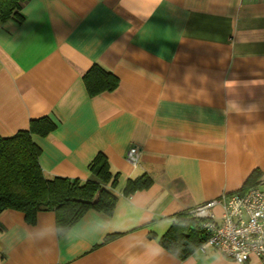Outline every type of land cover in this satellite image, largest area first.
Wrapping results in <instances>:
<instances>
[{
  "label": "crops",
  "instance_id": "0c3cea01",
  "mask_svg": "<svg viewBox=\"0 0 264 264\" xmlns=\"http://www.w3.org/2000/svg\"><path fill=\"white\" fill-rule=\"evenodd\" d=\"M20 13L0 20V136L49 117L31 134L44 176L87 180L101 153L118 199L63 233L53 211H1L0 264H240L159 239L175 215L264 180V0H27ZM93 64L113 90L88 93Z\"/></svg>",
  "mask_w": 264,
  "mask_h": 264
},
{
  "label": "trees",
  "instance_id": "16d2710c",
  "mask_svg": "<svg viewBox=\"0 0 264 264\" xmlns=\"http://www.w3.org/2000/svg\"><path fill=\"white\" fill-rule=\"evenodd\" d=\"M27 0H0V20L21 18L22 4ZM90 95L111 91L118 78L99 64H93L83 75ZM55 126L47 116L30 120L27 130L9 137L0 136V212L15 209L33 223L39 211H53L58 233L68 230L83 214L92 210L110 215L118 195L113 184L116 176L101 153L89 164L91 177L87 180L66 177L47 178L38 162L39 148L32 133L46 135ZM258 175L251 176L242 188L255 184ZM150 183L142 176L128 180L124 194L128 195ZM205 240L201 220L191 217L189 209L174 216L172 225L159 241L178 258H184Z\"/></svg>",
  "mask_w": 264,
  "mask_h": 264
},
{
  "label": "built area",
  "instance_id": "2783aa9c",
  "mask_svg": "<svg viewBox=\"0 0 264 264\" xmlns=\"http://www.w3.org/2000/svg\"><path fill=\"white\" fill-rule=\"evenodd\" d=\"M126 159L133 166L138 163L136 146L127 150ZM189 214L201 220L205 240L200 250L212 248L240 264L256 256L264 264V180L207 200L190 208Z\"/></svg>",
  "mask_w": 264,
  "mask_h": 264
}]
</instances>
